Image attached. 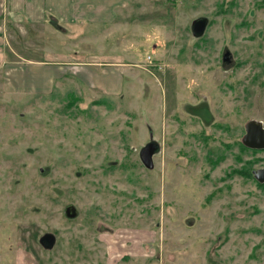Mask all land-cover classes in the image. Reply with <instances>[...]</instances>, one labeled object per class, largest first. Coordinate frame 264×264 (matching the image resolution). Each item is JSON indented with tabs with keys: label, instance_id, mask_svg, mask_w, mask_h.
Returning <instances> with one entry per match:
<instances>
[{
	"label": "rangeland",
	"instance_id": "1",
	"mask_svg": "<svg viewBox=\"0 0 264 264\" xmlns=\"http://www.w3.org/2000/svg\"><path fill=\"white\" fill-rule=\"evenodd\" d=\"M130 2L109 23L88 21L79 41L56 24L34 34L41 41L6 26L0 264H17L24 248L39 264H264V190L234 172L221 146L228 127L240 138L249 120L264 122V0ZM201 16L210 24L199 38L191 24ZM76 47L82 58L121 56V95L72 79L53 93L4 83L23 51ZM207 108L213 123L203 125ZM151 134L160 146L152 169L140 155ZM257 156L263 166L264 152ZM69 204L78 211L68 220ZM46 231L59 238L49 251L38 243Z\"/></svg>",
	"mask_w": 264,
	"mask_h": 264
},
{
	"label": "crops",
	"instance_id": "2",
	"mask_svg": "<svg viewBox=\"0 0 264 264\" xmlns=\"http://www.w3.org/2000/svg\"><path fill=\"white\" fill-rule=\"evenodd\" d=\"M130 4V0H0V57L6 60V57L11 55L10 50L2 46L9 26L15 27L12 30L21 39L40 40V36L34 34L45 36L50 26L52 28L49 29L55 30L52 22L56 20L67 28L65 36L70 40L79 41L88 33L83 28L88 21L109 23L117 17L120 8H127ZM48 12H51L53 17ZM37 25L38 27L34 28ZM76 25L82 27L78 31H72L70 27ZM91 35L93 36V33ZM36 49L33 48L37 55L26 56L23 51L22 61L14 63L12 67L8 65L11 67V73L16 74H12L11 81L5 80L4 83L9 84L13 90L33 89L53 93L59 84H71L67 80L72 79L75 84H80L87 90H99L100 94L107 98L119 96L124 91L123 69L127 64L119 61V55L99 53L82 58L81 54L85 53L77 47L70 54L52 49L38 53ZM17 54L20 53L17 51ZM114 57L118 60L113 59ZM5 70L8 75V70ZM21 263L24 264L23 252L18 254L17 259V264Z\"/></svg>",
	"mask_w": 264,
	"mask_h": 264
},
{
	"label": "flooded vegetation",
	"instance_id": "3",
	"mask_svg": "<svg viewBox=\"0 0 264 264\" xmlns=\"http://www.w3.org/2000/svg\"><path fill=\"white\" fill-rule=\"evenodd\" d=\"M193 21H192V24H193ZM192 24H191V31H192V34L194 35ZM209 24H210V20H209L208 25H207V27L205 29V32L203 33V35H200L199 38H201V37H203L205 35ZM227 61L229 62V64H231V63H233L234 60L231 58V59H229ZM208 111H209V108H207V110L204 113H201L200 116H199V119L202 121L203 125L212 124L213 123V118L210 116ZM222 125L223 124H221V123L218 124V126L221 127L220 131H222V129H223ZM245 133H246V129H245V132L241 135V137L238 138L237 134H235L234 131H232V129L226 130L224 134H225V136L228 137V139L226 140L227 144H222L221 146H223L225 149H227L228 151L233 153V155H232L233 156V161L230 163V165L232 166L233 163L235 162L234 165L235 166H239V170H234V172L235 173H241L243 178H246L247 180H250L251 182L256 184L258 186V188L264 190V181L259 180L256 177L255 173H254L255 171H257L259 169H264V165L263 166L262 165L256 166L257 164L262 163V158L259 159L260 157H258L257 155L259 153H261V152H264V148H258V147L255 148V147H250V146L244 144L243 136L245 135ZM220 134L222 135V133H220ZM199 135H202V136H205V137L210 136V135H206L204 131H202ZM148 144H146V145H148ZM144 147L140 149V155L142 154V151H143ZM214 150L216 152H219L220 148L219 147H217V148L215 147L212 151H214ZM156 152H158V150H156ZM237 152H238V154H237ZM143 155L146 156L145 154H143ZM146 160H147L146 163L142 160L145 165L147 163H149L148 156L146 157ZM263 163H264V160H263ZM150 169H152V168H150ZM247 170H249V175L243 174ZM69 205H67L66 208H65V215H66L68 220L69 219H73L71 216H69L67 214L68 213L67 208H68ZM71 205H73V204H71ZM186 223H188V222H186ZM103 229H106V227L105 226L98 227V230H100V234H103L105 232L109 233V234L111 233V232H107V231H109V228L107 229V231L102 232ZM57 241H59V238L56 235V232H52V231H46L45 234L39 236V238H38L39 246L42 247L43 250H45V251L46 250L47 251L51 250L52 247L54 249L55 246H56ZM126 255L127 254H120L119 257L116 258V261L117 260H121L122 258L126 257ZM27 257L29 259H32V260L36 261L37 264H39V262L37 261V258L35 256H34V259L31 258V255L29 253H27V251L24 248V253H23V261H24V263H25V259H27Z\"/></svg>",
	"mask_w": 264,
	"mask_h": 264
},
{
	"label": "water",
	"instance_id": "4",
	"mask_svg": "<svg viewBox=\"0 0 264 264\" xmlns=\"http://www.w3.org/2000/svg\"><path fill=\"white\" fill-rule=\"evenodd\" d=\"M209 18L206 16H201L196 19H194L192 28L194 31V35L199 37L200 35H203L205 32V29L208 25ZM228 53L225 54V60L228 58L226 57ZM246 133L243 136V142L244 144L250 146V147H255V148H264V123L261 120H256V119H251L247 122L246 126ZM151 142L146 145L142 151L141 157L142 160L146 163V157L148 156L149 158V163L146 164L148 168H154L153 164V156L159 152L160 146L157 141L154 140L153 134H151ZM158 144V145H157ZM158 150V152H156ZM145 154L146 156H144ZM256 177L264 181V169H259L254 172ZM68 215L71 217H74L77 214V209L74 205H69L67 208Z\"/></svg>",
	"mask_w": 264,
	"mask_h": 264
},
{
	"label": "trees",
	"instance_id": "5",
	"mask_svg": "<svg viewBox=\"0 0 264 264\" xmlns=\"http://www.w3.org/2000/svg\"><path fill=\"white\" fill-rule=\"evenodd\" d=\"M54 24H56V25H60V26L63 28V32H67V29L64 28L61 24H59L58 21L55 20V22H52V25H54ZM75 98H76V97H75ZM95 102H98V100L95 101ZM227 129H230V128L228 127Z\"/></svg>",
	"mask_w": 264,
	"mask_h": 264
}]
</instances>
